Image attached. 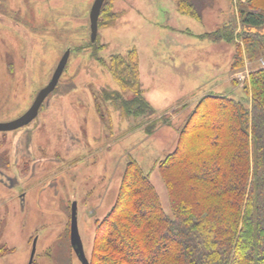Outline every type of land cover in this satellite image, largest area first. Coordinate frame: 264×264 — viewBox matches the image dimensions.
I'll return each instance as SVG.
<instances>
[{"label": "rangeland", "instance_id": "374dc122", "mask_svg": "<svg viewBox=\"0 0 264 264\" xmlns=\"http://www.w3.org/2000/svg\"><path fill=\"white\" fill-rule=\"evenodd\" d=\"M112 8L98 28L100 49L90 47L89 12L94 0H0V123L28 110L66 50L69 57L37 118L0 132V264H80L70 248V206L89 260L95 223L110 210L124 167L138 162L162 207L168 196L156 164L172 153L177 128L204 95L247 103L246 76L260 59L232 69L239 5L246 0H212L199 19L177 12L172 0H109ZM210 0H204L207 4ZM235 27L233 43L205 35ZM135 50L144 96L155 114L120 117L109 107L100 120L90 92L118 86L96 63ZM87 88V90H86ZM159 125L147 136L143 125ZM168 121L172 126L163 125ZM171 239L165 241V248Z\"/></svg>", "mask_w": 264, "mask_h": 264}, {"label": "trees", "instance_id": "16d2710c", "mask_svg": "<svg viewBox=\"0 0 264 264\" xmlns=\"http://www.w3.org/2000/svg\"><path fill=\"white\" fill-rule=\"evenodd\" d=\"M172 1L177 12L195 19L198 9L212 5ZM246 4L238 9L241 44L235 43L233 70L242 68L243 57L255 63L264 55V0ZM111 8L105 0L98 28ZM235 31L223 27L205 36L233 43ZM90 47L94 56L97 39ZM94 59L118 86H100L94 93L86 88L107 127L111 106L123 119L155 114L140 84L135 50ZM246 80V104L204 95L177 128L175 150L156 164L168 212L149 174L134 159L126 163L110 210L95 220L89 264H264V67L252 69ZM158 126L151 120L143 128L149 136ZM167 239L171 245L165 248Z\"/></svg>", "mask_w": 264, "mask_h": 264}, {"label": "water", "instance_id": "95a60500", "mask_svg": "<svg viewBox=\"0 0 264 264\" xmlns=\"http://www.w3.org/2000/svg\"><path fill=\"white\" fill-rule=\"evenodd\" d=\"M105 0H94L90 12H89V25H90V40L91 43H94L97 38L98 33V19L100 15V11L102 9L103 3ZM69 50H66L65 53L62 55L60 61L58 62L50 81L48 84L42 88L36 95L33 103L29 107V109L20 117L7 122V123H0V132L6 131H14L20 128L27 126L31 123L38 115V111L47 98V96L52 93L55 87L58 84L59 78L66 66L69 57ZM70 232H69V242L72 248L74 255L77 258V261L80 264H89L88 260L84 254L83 245L79 236L78 227H77V206L76 203L73 202L70 208ZM35 243L36 240L34 239L32 242L31 253L29 257L28 264H32L33 257L35 254Z\"/></svg>", "mask_w": 264, "mask_h": 264}]
</instances>
